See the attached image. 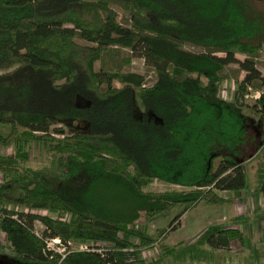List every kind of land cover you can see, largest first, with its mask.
<instances>
[{
    "label": "trees",
    "instance_id": "obj_1",
    "mask_svg": "<svg viewBox=\"0 0 264 264\" xmlns=\"http://www.w3.org/2000/svg\"><path fill=\"white\" fill-rule=\"evenodd\" d=\"M262 2L0 0V146H15L0 155V231L16 261L194 264L241 239L238 229L211 224L190 243L140 257L156 240L142 217L180 206L175 230L199 202L222 203L221 192L246 187L244 163L264 146V93L257 122L241 102L264 88ZM116 47L144 60L151 85L143 75L95 69ZM230 64L244 74L227 102L218 87ZM31 144L44 151L42 166L28 164ZM153 180L182 189L145 191ZM254 192L264 194V170ZM55 237L64 257L45 251L44 239ZM91 241L103 245L79 249Z\"/></svg>",
    "mask_w": 264,
    "mask_h": 264
},
{
    "label": "rangeland",
    "instance_id": "obj_2",
    "mask_svg": "<svg viewBox=\"0 0 264 264\" xmlns=\"http://www.w3.org/2000/svg\"><path fill=\"white\" fill-rule=\"evenodd\" d=\"M264 7V0L262 2ZM120 20L124 25H129V16L123 14L120 11ZM79 42L83 43L79 40ZM114 51L106 54L101 61L95 63V69L104 68L110 70L112 68L119 69L121 72H130L139 75H143L146 78L145 83L151 85L154 81V75L144 64L142 58L132 57L131 52L128 49L113 48ZM187 49L195 50L187 46ZM240 59L244 58V55L237 54ZM257 68L263 73L264 72V42L261 45L259 57L257 60ZM244 72L239 70L237 64L228 65L222 72L221 75L225 78L221 81L218 87V97L227 102H232L233 93L236 90L237 83L243 77ZM115 86H120L121 84L117 81L114 82ZM264 93V88L262 89H249V93L242 99V112L249 118H252L255 122L260 120L261 114L259 112V106L256 105V100L259 95ZM260 126L256 124L255 129L258 130ZM255 130V131H256ZM56 137H60L56 135ZM15 152V146L11 145L8 147L0 146V155H12ZM253 157L244 163L245 174H246V187L244 191H251L256 187L257 174L259 170H264V146L258 151H254ZM46 163V156L44 151L41 150L38 144H31L29 147V161L28 164L31 167L42 166ZM182 189L181 186L175 184H167L160 181L153 180L149 183L144 190L151 192H162L169 190ZM221 195L227 196V193H222ZM236 201H223L222 203L210 204L204 200L199 202L196 206L186 211L181 219L180 224L175 230H171L169 224L174 216L181 210L180 206H175L171 208L165 215L160 218L153 219L151 221H146L144 217L140 219L141 226L145 230L156 237V240L152 245L143 248L140 251V257L150 260L157 257L161 253V248L178 246L180 243H190L193 241L204 229H206L211 224H219L216 221L219 217L223 216L226 211L234 210V203ZM41 215L48 214L53 218H57L58 214L56 212H49L45 210H38ZM248 218L255 220L253 225H248L244 219H233L232 216H226L224 219L226 223H221L227 228L238 229L241 232V239L232 240V247L227 250H232L233 254H228V252L221 250L220 252H214L211 259L205 262H198L194 264H264V211L259 213L248 212ZM68 219V216H65ZM139 226V224H138ZM239 227V228H238ZM35 229L37 232H41L43 225L41 222H35ZM243 230V231H242ZM251 230V231H250ZM159 231H164L162 236L157 237L156 233ZM253 233V234H252ZM243 237L245 239H251L253 241L252 251L250 255L247 256L245 252V246L242 244ZM262 238V239H261ZM263 240V241H262ZM249 242V241H247ZM0 264H36L32 262H19L16 261L12 255L11 251L7 248V241L3 236H0ZM250 243V244H251ZM74 244V243H72ZM87 245H103L98 241H91L83 243ZM82 244H78L81 246ZM74 244L73 248L78 247ZM244 246V248L242 247ZM66 247V246H65ZM232 248V249H231ZM60 253L65 254L66 249L63 247L57 248ZM242 249V251H238ZM193 264V263H186Z\"/></svg>",
    "mask_w": 264,
    "mask_h": 264
},
{
    "label": "crops",
    "instance_id": "obj_3",
    "mask_svg": "<svg viewBox=\"0 0 264 264\" xmlns=\"http://www.w3.org/2000/svg\"><path fill=\"white\" fill-rule=\"evenodd\" d=\"M0 183H1V176H0ZM255 188L251 191H244L240 190V191H225L222 193H227V196L225 197V201H236L234 203V210H228V212L226 211L225 213H223L224 215L219 217L216 221V223H226L225 221V217L226 216H232V218L238 219L239 221H241L240 219H244L243 222H245V220L247 221L245 224L246 226L248 225H253L252 222H254L255 220H252L250 218H248V212H254V213H259L264 211V194L263 193H258V192H254ZM257 220H259V218H257ZM256 220V221H257ZM239 228V227H238ZM243 231V230H242ZM251 231V230H250ZM253 234V233H252ZM262 239V238H261ZM249 241V242H247ZM263 241V240H262ZM251 243V239H245L243 237L242 240V244L246 245L245 246V252L247 253V256H249L251 253L250 251H252V247H253V241ZM232 247V245H230ZM229 246V248H230ZM244 248V246H242ZM232 249V248H231ZM223 249H218L215 250L214 252H220ZM226 251V250H223ZM238 251H242V249L238 250ZM226 252H228V254H233L232 250H227Z\"/></svg>",
    "mask_w": 264,
    "mask_h": 264
},
{
    "label": "built area",
    "instance_id": "obj_4",
    "mask_svg": "<svg viewBox=\"0 0 264 264\" xmlns=\"http://www.w3.org/2000/svg\"><path fill=\"white\" fill-rule=\"evenodd\" d=\"M32 212H37L36 210L32 211ZM35 235H37L38 237L41 238V234L39 232H37V230H34ZM0 236H3L6 239V235L0 231ZM45 242V251H53L56 253H59L62 257H64V254L60 253V251H58V247H63L66 249V247L61 243L60 239L55 237V238H49V239H44ZM7 248L9 249V243L7 241ZM89 247H93V245H87V244H82L81 246H79V249L84 250V249H89ZM91 250H94V248H92Z\"/></svg>",
    "mask_w": 264,
    "mask_h": 264
}]
</instances>
